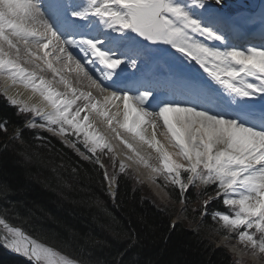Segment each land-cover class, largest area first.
<instances>
[{"label": "snow or ice", "instance_id": "6c2138e0", "mask_svg": "<svg viewBox=\"0 0 264 264\" xmlns=\"http://www.w3.org/2000/svg\"><path fill=\"white\" fill-rule=\"evenodd\" d=\"M222 6L223 0H0V95L18 115H30L23 127L74 137L64 143L103 169L113 198L129 165L119 160L117 167L97 120L130 150L127 159L149 169L154 181L163 178L181 204L196 188L207 197L199 210L207 217L210 202L222 198L226 210L211 213L215 231L264 264V41L229 43L232 18ZM184 60L208 79L190 73ZM7 125L0 120V132L7 134ZM21 137L18 127L11 139ZM130 141L155 156L146 158ZM211 185L214 195L205 191ZM25 223L0 208V245L30 264H81L29 234Z\"/></svg>", "mask_w": 264, "mask_h": 264}, {"label": "trees", "instance_id": "16d2710c", "mask_svg": "<svg viewBox=\"0 0 264 264\" xmlns=\"http://www.w3.org/2000/svg\"><path fill=\"white\" fill-rule=\"evenodd\" d=\"M248 1L223 0V5L235 9ZM29 118L0 95V120L8 121L7 134L0 132V208L18 213L29 234L82 264H232L238 259L204 232L215 228L211 213L226 210L222 198L210 202L199 228L185 220L173 228L176 207L159 204L131 170L120 176L113 198L103 169L58 135L23 127ZM18 127L22 137L13 140ZM198 191L187 193L185 217L192 222L199 220L200 202L207 198ZM205 191L214 195L215 185ZM0 264L30 262L0 245Z\"/></svg>", "mask_w": 264, "mask_h": 264}, {"label": "rangeland", "instance_id": "374dc122", "mask_svg": "<svg viewBox=\"0 0 264 264\" xmlns=\"http://www.w3.org/2000/svg\"><path fill=\"white\" fill-rule=\"evenodd\" d=\"M264 0H262V2H263ZM261 9H262V7L260 8V13L262 14V11H261ZM244 12L243 11H237V12H235L234 13V17H236L237 19H239L240 20V22H242V23H244ZM245 46H247V45H245ZM183 59V58H182ZM184 65H185V67L187 68V69H193V67L195 66V65H197L194 61H188V60H184ZM71 67H73V65L71 66ZM191 72V71H190ZM256 106H257V108H259L260 107V101L257 99L256 100ZM98 122H99V120H97ZM37 124H39L40 123V121H39V119L37 118ZM101 123V122H100ZM102 125V124H101ZM104 125V124H103ZM37 128H39V127H37ZM40 129H42V128H40ZM43 130H46V129H43ZM102 130L104 131V133H106L107 134V136H108V138H110V141H111V143L113 144V147L115 148H117V150H116V148H115V151H116V153H117V167H118V162H119V160H124V162L126 163V164H128L129 165V170H131L132 171V173H133V175L137 178V181L139 182V183H141L142 185H145V186H147V188H148V190L151 192V194L153 195V197L156 199V201L159 203V204H164V205H171V206H173V207H176V213H175V216H174V218H173V222H178V221H181V220H185L187 223H189V224H191L192 225V227L193 228H195V229H197V228H199L200 227V225H202V223H203V218L204 217H202V216H200V218H199V220L197 221V222H192V221H190L189 219H187L186 217H185V212L184 211H182V209H184L185 207H186V204H181L179 201H177L174 197H173V195L171 194V189H170V187L169 188H165V187H163L162 185H163V183H164V181H163V178H160V180H159V182H156V181H154L153 179H151V181H153V183H155V185H156V187H160L161 189H162V191L164 192V194H165V196L167 197V198H165L166 200L165 201H162L158 196H157V194H155L154 193V191H153V189H152V186H151V184L147 181H144V180H142L141 178H139V176L137 175V171H136V169H139V165L137 164V163H134L133 161H131V160H128L127 159V156H129V155H125V154H123V153H121V152H117L118 150L120 151V146H116V143L117 144H119V145H121V143L118 141V140H115V139H113L112 137L114 136V134L113 133H111L109 130H108V128H107V126H106V130L107 131H109V132H107L105 129H103L102 128ZM47 131V130H46ZM49 132V131H48ZM50 133H52V132H50ZM52 134H54V133H52ZM129 135V134H128ZM63 141L64 140H66L65 138L66 137H62V136H59ZM69 139H75L74 137H68ZM115 144H114V143ZM137 145V144H136ZM145 147H146V145H144ZM78 147H80V149H81V151H85V149L83 148V146L81 145H78ZM125 147V146H124ZM123 149V148H122ZM148 149H150V148H148ZM126 150H128L127 148H126ZM152 152H153V150L152 149H150ZM130 151V150H129ZM151 152V153H152ZM99 154V153H98ZM101 155V159H102V161L105 163V165L109 168V172H111L112 171V168H111V164H110V161H109V158H108V156H104V155H102V154H100ZM106 160V161H105ZM107 162H109V165L107 164ZM154 163H157V161H155ZM136 171V172H135ZM154 185V184H153ZM154 185V186H155ZM213 222V221H212ZM213 226H215V222H213ZM204 232L210 237V239L211 240H213L217 245H221V246H225V247H227L230 251H231V253L232 254H234V256L236 257V258H238V259H243L244 261H246V262H248V264H261V262H260V260L258 259V257H256V256H252L250 253H246V252H243V251H241L240 250V247H239V245L237 244V242L235 241V239H232L231 240V242L229 243V242H226V237H225V235L223 234V233H221V232H216L215 231V228H208V230H204ZM234 245H235V247H234ZM7 250H9V251H11L12 252V254H15V252L14 251H12V250H10V249H8L7 248ZM15 255H18L17 253L15 254ZM19 256H21V255H19ZM23 258V257H22ZM26 260V259H25ZM82 264V263H81Z\"/></svg>", "mask_w": 264, "mask_h": 264}, {"label": "bare ground", "instance_id": "6f19581e", "mask_svg": "<svg viewBox=\"0 0 264 264\" xmlns=\"http://www.w3.org/2000/svg\"><path fill=\"white\" fill-rule=\"evenodd\" d=\"M261 11H262V13H264V4H263V7H262V9H261ZM63 65L61 64V65H58V67H62ZM71 67V66H70ZM73 67H74V65H73ZM190 73H192L193 74V72H190ZM41 75H44L46 78H48V79H51V73L50 72H48V71H45V72H43V73H41ZM70 76H71V79L73 80V82H74V84H75V81H76V75H75V73H70ZM57 88H59L60 90H63V86L62 85H60V84H56L55 85ZM77 86H79V85H77ZM85 90H87V88H85ZM20 91L21 92H24V98H27V96L30 94L29 92H27V91H25L23 88H21L20 89ZM93 94L95 95L96 93H95V91H93ZM34 99H36V98H34ZM102 123H100V121L98 122L97 121V125H98V127L100 128V130L102 131V132H104L103 130H102V128L103 129H105L106 130V125H101ZM107 131V130H106ZM122 131V135H125V138H128V139H130V135H128V134H126V133H123V130H121ZM107 132H109V131H107ZM110 133V132H109ZM149 134H150V131H149ZM105 135L107 136V134L105 133ZM65 139H69L68 137H66ZM70 140V139H69ZM109 140H110V138H109ZM130 142H133L136 146H137V148L142 152V154H144L145 156H146V158L148 157V154L149 153H151L152 151L150 150V149H148V147L146 146H141L140 144H139V142H136V141H130ZM114 143V142H113ZM115 144V143H114ZM116 146L118 147V146H120V151L118 150L117 152H121V153H123V154H125V155H132V153L129 151V150H126V147H124V145L123 144H121V145H119V144H117L116 143ZM116 148V147H115ZM123 148V149H122ZM116 150H117V148H116ZM170 150H172V149H170ZM151 155L152 156H155V152L153 151L152 153H151ZM152 163H154L155 162V160H152L151 161ZM139 165V164H138ZM136 171H137V175L139 176V178H141L142 180H144V181H148L150 184H151V186H152V189H153V191H154V193L155 194H157V196L162 200V201H165L166 199L165 198H167L166 196H165V194H164V192L162 191V189L160 188V187H156V185H155V183H153V181H151V178H150V176H151V174H150V170L149 169H147V168H145V167H143L142 165H139V169H136ZM135 171V172H136ZM155 186H154V185Z\"/></svg>", "mask_w": 264, "mask_h": 264}, {"label": "water", "instance_id": "95a60500", "mask_svg": "<svg viewBox=\"0 0 264 264\" xmlns=\"http://www.w3.org/2000/svg\"><path fill=\"white\" fill-rule=\"evenodd\" d=\"M3 246V245H2ZM4 247V246H3ZM5 249H7L6 247H4ZM15 254H16V252H15ZM18 255H21V254H19V253H17ZM24 259H26L28 262H30L29 260H28V258L27 257H25V256H23V255H21Z\"/></svg>", "mask_w": 264, "mask_h": 264}]
</instances>
